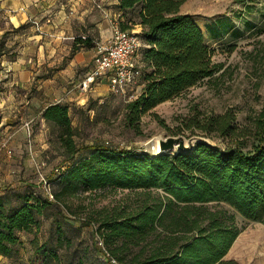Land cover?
<instances>
[{"label": "trees", "instance_id": "16d2710c", "mask_svg": "<svg viewBox=\"0 0 264 264\" xmlns=\"http://www.w3.org/2000/svg\"><path fill=\"white\" fill-rule=\"evenodd\" d=\"M186 1H118L120 30L139 26L144 44L141 91L124 106L128 129L138 131L142 116L153 115L155 107L209 79L216 70L202 31L189 15L180 12ZM90 43L89 37L75 38L73 49ZM5 52L0 40V55ZM69 110L55 103L40 114L55 132L66 163L56 169L59 174L53 179L56 188L51 198L49 194L16 193L20 205L6 212L0 196V256L12 255L19 243L17 233L37 229L38 217L53 202L65 205V200L80 192L109 188L134 193L121 205L97 212L95 233L117 264H239L224 259L238 235L224 206L247 221L264 225V104L253 130L237 126L229 111L196 113L188 120V127L202 136L228 141L224 149L197 144L189 153L156 156L119 149L109 142L78 146ZM249 135L259 144L244 150ZM62 240L58 229V241ZM98 260L110 264L100 256Z\"/></svg>", "mask_w": 264, "mask_h": 264}, {"label": "rangeland", "instance_id": "374dc122", "mask_svg": "<svg viewBox=\"0 0 264 264\" xmlns=\"http://www.w3.org/2000/svg\"><path fill=\"white\" fill-rule=\"evenodd\" d=\"M181 12L192 18L203 33L204 44L213 51L214 74L173 100L155 107L153 115L142 116L138 131L128 129L124 125V106L140 93L141 52L144 48L140 39L141 46L135 55V80L124 94L107 92L104 96H90L84 105L70 107L69 116L78 146L109 142L113 146L129 148L136 154L153 155L152 147L156 146L158 137L201 135L187 125L196 113L215 115L229 111L235 115L237 126L254 129L264 104V0H187ZM94 46L96 54V43ZM12 102L15 104H11V99L0 100V121L4 117L13 118L10 125L13 127L20 125L18 118L23 111L18 113L21 105H17L15 97ZM43 136L46 149L37 145L28 147L24 143L25 146L20 148L6 150V157L17 160L21 168L18 179L0 184V188H4L3 191L0 189V196L5 200L6 212L20 205L16 193L47 197L56 188L53 183L55 170L63 169L66 163L60 155L55 132L47 126ZM4 137L0 132V147ZM246 138L244 150H251L259 144L253 135ZM207 139L219 149L229 146L228 141L220 138ZM133 196L129 190L103 188L80 192L65 200V205L53 202L38 217L37 229L17 233L19 243L13 247L10 257L0 256V264L79 261L102 264L98 260L101 247L95 233L99 222L97 212L119 206ZM224 208L238 230L230 250L233 260L239 264H264V225L247 221L226 206ZM58 229L62 232V241H58ZM136 250L134 248L132 252Z\"/></svg>", "mask_w": 264, "mask_h": 264}, {"label": "crops", "instance_id": "0c3cea01", "mask_svg": "<svg viewBox=\"0 0 264 264\" xmlns=\"http://www.w3.org/2000/svg\"><path fill=\"white\" fill-rule=\"evenodd\" d=\"M118 1L0 0V40L6 50L0 55V100L11 99L14 105L15 97L21 105L18 113L23 111L20 125L10 126L13 118L9 117L0 121L5 136L0 147V184L18 179L21 169L17 160L6 157L7 149L24 143L46 149L43 108L55 103L82 106L88 97L109 92L103 79L88 92L78 86L90 69L94 44L97 48L111 38L110 23L120 17ZM133 30L140 33L141 28ZM78 37H89L90 45L73 49ZM230 250L224 259L233 260Z\"/></svg>", "mask_w": 264, "mask_h": 264}, {"label": "built area", "instance_id": "2783aa9c", "mask_svg": "<svg viewBox=\"0 0 264 264\" xmlns=\"http://www.w3.org/2000/svg\"><path fill=\"white\" fill-rule=\"evenodd\" d=\"M110 28L111 38L97 45L90 69L79 83L80 91L88 92L97 81L103 79L110 93L121 95L135 80V55L141 46L139 33L120 30L117 20L111 21ZM117 148L128 149L122 146ZM55 171L59 174V170ZM97 243L101 247V261L117 264L107 255L99 238Z\"/></svg>", "mask_w": 264, "mask_h": 264}, {"label": "water", "instance_id": "95a60500", "mask_svg": "<svg viewBox=\"0 0 264 264\" xmlns=\"http://www.w3.org/2000/svg\"><path fill=\"white\" fill-rule=\"evenodd\" d=\"M197 144H205L209 147H215L209 142L207 137L202 135H193L188 138L183 136H169L165 138H156L158 152L154 155L189 153L195 149Z\"/></svg>", "mask_w": 264, "mask_h": 264}, {"label": "bare ground", "instance_id": "6f19581e", "mask_svg": "<svg viewBox=\"0 0 264 264\" xmlns=\"http://www.w3.org/2000/svg\"><path fill=\"white\" fill-rule=\"evenodd\" d=\"M152 149H153V150H152V153H153V155H155V154L158 152V148H157V146L154 145V146L152 147Z\"/></svg>", "mask_w": 264, "mask_h": 264}]
</instances>
